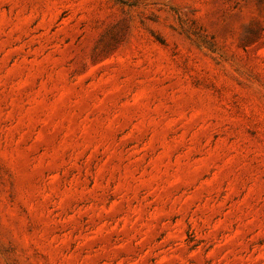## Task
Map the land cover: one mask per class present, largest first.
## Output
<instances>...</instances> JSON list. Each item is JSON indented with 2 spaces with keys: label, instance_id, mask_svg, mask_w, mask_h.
Returning <instances> with one entry per match:
<instances>
[{
  "label": "rangeland",
  "instance_id": "374dc122",
  "mask_svg": "<svg viewBox=\"0 0 264 264\" xmlns=\"http://www.w3.org/2000/svg\"><path fill=\"white\" fill-rule=\"evenodd\" d=\"M0 264H264V0H0Z\"/></svg>",
  "mask_w": 264,
  "mask_h": 264
}]
</instances>
